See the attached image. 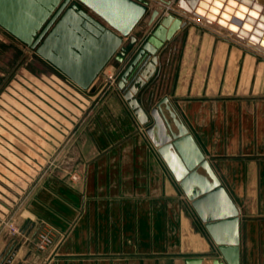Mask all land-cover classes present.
Returning a JSON list of instances; mask_svg holds the SVG:
<instances>
[{
	"label": "crops",
	"instance_id": "0c3cea01",
	"mask_svg": "<svg viewBox=\"0 0 264 264\" xmlns=\"http://www.w3.org/2000/svg\"><path fill=\"white\" fill-rule=\"evenodd\" d=\"M160 6L152 0L149 9ZM173 18L163 23L165 30ZM193 20L163 48L156 38V51L133 63L153 25L150 17L142 19L133 31L137 40L130 45L125 37L127 50L117 52L87 89L54 67L89 99L71 138L79 178L43 175L16 209L21 233L10 237L0 215V264H200L221 256L158 150L156 122L140 120L127 91L147 111L168 99L239 209L240 264H264V54L240 36ZM26 154L41 153L27 148ZM44 230L56 242L42 250L36 241Z\"/></svg>",
	"mask_w": 264,
	"mask_h": 264
},
{
	"label": "water",
	"instance_id": "95a60500",
	"mask_svg": "<svg viewBox=\"0 0 264 264\" xmlns=\"http://www.w3.org/2000/svg\"><path fill=\"white\" fill-rule=\"evenodd\" d=\"M151 1L0 0V27L87 89L117 52L127 50L122 45L125 37H130V45L137 40L133 31ZM156 1L164 6L153 10L151 23L161 18L163 22L144 42L133 63L146 51H156L151 44L156 38L161 46L181 24H196L193 19L215 23V28L240 36L246 45L264 54V0H256L255 9L249 7L251 0ZM171 7L181 13H174ZM166 12L171 15L165 16ZM172 17L174 22L167 31L163 23ZM131 69L132 65L121 75L120 87H124ZM125 98L142 122L149 118L156 122L158 150L217 244L221 256L201 259L200 264H240L239 209L168 99L147 111L132 92L127 91Z\"/></svg>",
	"mask_w": 264,
	"mask_h": 264
},
{
	"label": "rangeland",
	"instance_id": "374dc122",
	"mask_svg": "<svg viewBox=\"0 0 264 264\" xmlns=\"http://www.w3.org/2000/svg\"><path fill=\"white\" fill-rule=\"evenodd\" d=\"M154 9H148L143 20L151 18ZM158 24L152 25L145 38ZM67 84L64 75L35 49L0 27V215L10 237L22 232L14 219L16 209L43 175L70 181L79 178L75 157L70 156L71 138L88 110L89 99ZM27 148L41 154L27 155Z\"/></svg>",
	"mask_w": 264,
	"mask_h": 264
},
{
	"label": "built area",
	"instance_id": "2783aa9c",
	"mask_svg": "<svg viewBox=\"0 0 264 264\" xmlns=\"http://www.w3.org/2000/svg\"><path fill=\"white\" fill-rule=\"evenodd\" d=\"M107 79H108L109 85H113L116 80V75L114 74L109 75ZM36 242H37V246L39 249L45 250V249L52 247L55 244L56 239L50 231L44 230V231L38 232Z\"/></svg>",
	"mask_w": 264,
	"mask_h": 264
},
{
	"label": "bare ground",
	"instance_id": "6f19581e",
	"mask_svg": "<svg viewBox=\"0 0 264 264\" xmlns=\"http://www.w3.org/2000/svg\"><path fill=\"white\" fill-rule=\"evenodd\" d=\"M203 21H204V20H203ZM173 22H174V21H173ZM173 22H172V23H173ZM206 22H207V21H206ZM208 24L216 25L215 23H209V22H208ZM216 29H217V28H216ZM219 30H220V29H219ZM220 31H221V30H220ZM222 32H227V33H229L230 35H234V34H232L231 32H228V31H226V30H225V31H222ZM234 36H237V35H234ZM238 38H239V37H238ZM238 38H237V39H238ZM240 38H241V37H240ZM241 41H242V40H241Z\"/></svg>",
	"mask_w": 264,
	"mask_h": 264
}]
</instances>
